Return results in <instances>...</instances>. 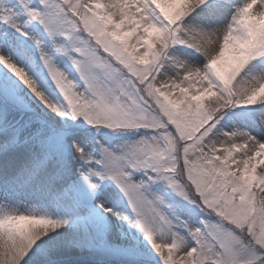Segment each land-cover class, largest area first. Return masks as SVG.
Masks as SVG:
<instances>
[{"label":"snow or ice","instance_id":"1","mask_svg":"<svg viewBox=\"0 0 264 264\" xmlns=\"http://www.w3.org/2000/svg\"><path fill=\"white\" fill-rule=\"evenodd\" d=\"M0 264H264V0H0Z\"/></svg>","mask_w":264,"mask_h":264}]
</instances>
